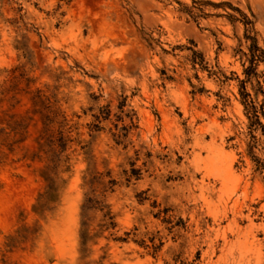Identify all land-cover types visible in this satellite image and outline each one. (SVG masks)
<instances>
[{"label": "rangeland", "instance_id": "obj_1", "mask_svg": "<svg viewBox=\"0 0 264 264\" xmlns=\"http://www.w3.org/2000/svg\"><path fill=\"white\" fill-rule=\"evenodd\" d=\"M250 38L264 0H0V264H264Z\"/></svg>", "mask_w": 264, "mask_h": 264}, {"label": "trees", "instance_id": "obj_2", "mask_svg": "<svg viewBox=\"0 0 264 264\" xmlns=\"http://www.w3.org/2000/svg\"><path fill=\"white\" fill-rule=\"evenodd\" d=\"M250 39L253 40V44L250 48L249 66L245 70L246 81H242V97L246 114L249 119V133L251 137V142L249 144V154L256 162L258 169L264 171V161L254 155V149L258 145L262 144L264 147V99L261 103H259L257 99L253 98L252 95L246 90L247 82H251L254 78H256L258 94H261L264 97V74L260 75L257 72L260 63H264V50L258 46L253 38ZM59 141L63 143L66 140H64V137L62 136ZM63 151H65V148ZM45 180L48 182V189L45 194L41 196L40 208L38 210L39 212H43L50 204L57 201V188L55 187L54 177L50 176V174H47ZM106 209L107 206L102 201L89 198L84 205V214L87 218L89 217V213L92 210L104 212V217L107 220H110V222H107V224L114 227L115 224L112 222L113 216H111V212H106ZM83 226L86 227L87 225L84 224ZM82 238L84 241L89 239L88 228H85Z\"/></svg>", "mask_w": 264, "mask_h": 264}]
</instances>
